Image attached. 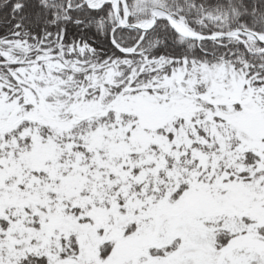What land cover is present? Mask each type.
I'll return each instance as SVG.
<instances>
[{"label": "snow or ice", "instance_id": "obj_1", "mask_svg": "<svg viewBox=\"0 0 264 264\" xmlns=\"http://www.w3.org/2000/svg\"><path fill=\"white\" fill-rule=\"evenodd\" d=\"M0 264H264V0H0Z\"/></svg>", "mask_w": 264, "mask_h": 264}]
</instances>
